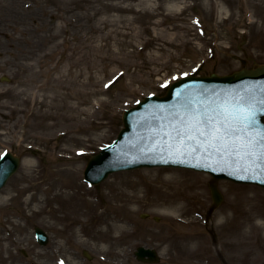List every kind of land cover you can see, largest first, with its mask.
<instances>
[{
    "label": "rangeland",
    "instance_id": "rangeland-1",
    "mask_svg": "<svg viewBox=\"0 0 264 264\" xmlns=\"http://www.w3.org/2000/svg\"><path fill=\"white\" fill-rule=\"evenodd\" d=\"M107 3L134 11H109ZM104 38L108 48L100 49ZM82 43L90 46L75 63L82 75L67 78ZM260 65L264 0H0V156L22 158L0 192V264H147L135 257L139 247L157 250L159 264H264L258 186L220 180L223 202L212 209V178L203 173L140 168L97 186L84 181L90 158L117 139L124 112L145 97L165 95L186 76ZM179 177L188 193L164 206L154 185ZM59 181L74 185L55 187ZM120 202L135 209L128 221L115 211ZM219 212L227 214L221 227ZM36 227L47 246L37 242ZM187 235L208 242L180 241Z\"/></svg>",
    "mask_w": 264,
    "mask_h": 264
},
{
    "label": "water",
    "instance_id": "water-1",
    "mask_svg": "<svg viewBox=\"0 0 264 264\" xmlns=\"http://www.w3.org/2000/svg\"><path fill=\"white\" fill-rule=\"evenodd\" d=\"M264 86V65L252 70H241L229 76L213 74L210 77H185L172 84L163 97L150 96L136 107L126 111L123 116L124 129L118 139L93 156L84 172L86 182L98 185L111 174L132 171L140 168H181L208 173L213 181L229 180L237 184L258 185L264 188V174L259 171H235L223 165L199 162L195 158L171 155L157 147L152 150L154 133L163 122L162 117L189 98L206 99L211 95L226 96L243 93L245 90L260 89ZM259 125L264 127V114H258ZM21 158L6 152L0 158V190L17 173ZM214 207L223 202V196L213 183L210 185ZM36 237L40 245L46 246L49 238L46 233L36 228ZM88 256L87 252H84ZM138 261L157 264L160 257L156 250L140 247L135 253Z\"/></svg>",
    "mask_w": 264,
    "mask_h": 264
},
{
    "label": "snow or ice",
    "instance_id": "snow-or-ice-1",
    "mask_svg": "<svg viewBox=\"0 0 264 264\" xmlns=\"http://www.w3.org/2000/svg\"><path fill=\"white\" fill-rule=\"evenodd\" d=\"M258 114H264V86L186 99L162 117L152 150L264 174V127Z\"/></svg>",
    "mask_w": 264,
    "mask_h": 264
},
{
    "label": "bare ground",
    "instance_id": "bare-ground-1",
    "mask_svg": "<svg viewBox=\"0 0 264 264\" xmlns=\"http://www.w3.org/2000/svg\"><path fill=\"white\" fill-rule=\"evenodd\" d=\"M107 7L109 11H115V12H119V13H128V12H132L134 11V8H126V7H121L119 4H115V3H107ZM102 30H108L107 32V36H112V34L114 33V31L112 29H110V25L109 23H104V27L102 28ZM122 33L124 34V31H122ZM127 33V32H126ZM128 34V33H127ZM83 45L78 49V52L76 55L74 56H70L69 57V61L68 64L66 65V68L68 69V73L66 75L67 78H75V80L80 79L81 77V73H80V69L79 66H76L75 63L80 64V62L84 61L86 59V55L84 54V52L82 51L83 49H86L87 47H90L87 43H82ZM108 42L106 40V38L100 40V43L97 44V47L100 49H107L108 48ZM85 112H88L85 110ZM163 168V167H162ZM174 170V168H173ZM180 170H184V169H180ZM189 171V170H186ZM189 172H195V171H189ZM200 174V172H195ZM185 183L183 177L182 178H177V179H170V178H163L161 180L160 184L154 185L153 187V192L155 197H159L162 204L164 206H169V204H176V201H178L179 199H181V194H186L188 193V190L186 189V187H183V184ZM67 187H71L74 185V182L72 181H67L66 183L64 182H58L57 185L55 187H61V186H66ZM137 189H141L140 187H137ZM140 191V190H139ZM57 197H59L62 200H65L66 203H68L70 206H74L75 202L77 203V199L74 196H67L64 193H59L56 194ZM190 196H192V198H197L199 197V192L196 188H192V194H190ZM128 198L127 200V204H129V201H137L140 199L139 195H129L126 196ZM242 202H244L243 200L238 201V205L237 203L236 206H240L242 205ZM233 204V205H235ZM124 205L122 202H120L118 205H116L115 211H117L119 214L124 215L125 214V221H128L129 218V214L134 213L135 209L130 206H126ZM171 207V206H170ZM175 212L179 211L178 208L174 209ZM227 216V214L225 212H219V214L217 215V226L221 227L224 223V221H222L223 218H225ZM102 220H104V218L102 217ZM231 221V219H230ZM112 231H117L119 233H126L124 230L125 228L122 227V225H112L110 228ZM180 241L182 242H187V243H192V241H196V242H201V243H207L208 239L207 238H202L199 235H187L184 236L182 238H180Z\"/></svg>",
    "mask_w": 264,
    "mask_h": 264
}]
</instances>
